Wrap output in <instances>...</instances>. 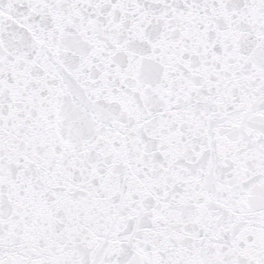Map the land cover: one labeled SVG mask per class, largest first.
<instances>
[{"label": "snow or ice", "instance_id": "snow-or-ice-1", "mask_svg": "<svg viewBox=\"0 0 264 264\" xmlns=\"http://www.w3.org/2000/svg\"><path fill=\"white\" fill-rule=\"evenodd\" d=\"M0 264H264V0H0Z\"/></svg>", "mask_w": 264, "mask_h": 264}]
</instances>
